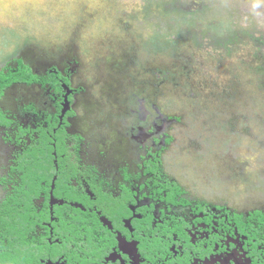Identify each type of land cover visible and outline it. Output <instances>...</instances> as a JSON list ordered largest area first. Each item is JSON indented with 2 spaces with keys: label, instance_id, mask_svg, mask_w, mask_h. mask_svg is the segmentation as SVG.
Wrapping results in <instances>:
<instances>
[{
  "label": "rangeland",
  "instance_id": "rangeland-1",
  "mask_svg": "<svg viewBox=\"0 0 264 264\" xmlns=\"http://www.w3.org/2000/svg\"><path fill=\"white\" fill-rule=\"evenodd\" d=\"M82 44L96 47L82 55L111 63L122 107L136 92L176 117L167 174L209 201L264 207V0H0V67L22 58L42 71L61 49ZM46 100L35 86L12 85L0 101L15 117L0 129V178L11 180L0 183V200L18 177L7 171L23 147L1 139L29 117L39 121L23 106L33 103L42 116Z\"/></svg>",
  "mask_w": 264,
  "mask_h": 264
},
{
  "label": "flooded vegetation",
  "instance_id": "flooded-vegetation-1",
  "mask_svg": "<svg viewBox=\"0 0 264 264\" xmlns=\"http://www.w3.org/2000/svg\"><path fill=\"white\" fill-rule=\"evenodd\" d=\"M93 48L82 44L79 51L61 49L57 62L42 71L32 69L52 76L43 86L12 84L44 90L50 110L41 116L27 103L23 108L41 119L30 123L29 117L26 126H16L11 139H1L23 145L13 154L8 174L16 155L37 137V128L56 120L52 132L63 129L65 145L78 139V174L57 191L54 175L52 188L50 182L47 193L34 200L42 216L27 237L33 264H264V207L238 210L222 197L209 201L167 174L163 155L171 142L168 127L176 117L163 115L155 100L136 92L127 94L128 104L122 107L116 79L107 76L109 62L82 55ZM127 59L125 66L134 69ZM113 66L122 69L124 63ZM97 102L102 104L99 110L94 108ZM4 110L12 124L0 129L7 130L15 117ZM19 129L26 132L18 138Z\"/></svg>",
  "mask_w": 264,
  "mask_h": 264
},
{
  "label": "trees",
  "instance_id": "trees-1",
  "mask_svg": "<svg viewBox=\"0 0 264 264\" xmlns=\"http://www.w3.org/2000/svg\"><path fill=\"white\" fill-rule=\"evenodd\" d=\"M14 62L17 63L16 66L7 65L0 68V100L5 90L14 83H36L43 86L49 81L48 77H52L34 73L20 58ZM25 109L27 110V107ZM7 115V111L0 107V126L3 128L12 124ZM55 126L56 120L49 123V127L37 128V137L16 155V165L10 168V175L18 174V178L16 184H11L10 190L0 200V254L6 264H33V251L27 237L35 225L40 223L42 216L36 212L34 200L41 193H47L52 176H56L54 189L57 191L60 187L67 186L69 177L78 174V139H72L71 145H65L67 135L58 127L53 133L52 128ZM25 132L19 129L17 137L23 136ZM53 152L58 160L57 170L52 162ZM0 183H6L5 179H1Z\"/></svg>",
  "mask_w": 264,
  "mask_h": 264
},
{
  "label": "snow or ice",
  "instance_id": "snow-or-ice-1",
  "mask_svg": "<svg viewBox=\"0 0 264 264\" xmlns=\"http://www.w3.org/2000/svg\"><path fill=\"white\" fill-rule=\"evenodd\" d=\"M0 264H6L5 259L2 254H0Z\"/></svg>",
  "mask_w": 264,
  "mask_h": 264
},
{
  "label": "water",
  "instance_id": "water-1",
  "mask_svg": "<svg viewBox=\"0 0 264 264\" xmlns=\"http://www.w3.org/2000/svg\"><path fill=\"white\" fill-rule=\"evenodd\" d=\"M54 180H55V176H52V180H51V188H52V186H53V182H54Z\"/></svg>",
  "mask_w": 264,
  "mask_h": 264
},
{
  "label": "crops",
  "instance_id": "crops-1",
  "mask_svg": "<svg viewBox=\"0 0 264 264\" xmlns=\"http://www.w3.org/2000/svg\"><path fill=\"white\" fill-rule=\"evenodd\" d=\"M184 181V180H183ZM181 183V181H179ZM187 183V182H186ZM185 186V185H184Z\"/></svg>",
  "mask_w": 264,
  "mask_h": 264
}]
</instances>
